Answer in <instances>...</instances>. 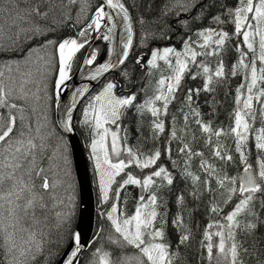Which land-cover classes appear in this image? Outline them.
I'll return each mask as SVG.
<instances>
[{
	"label": "snow or ice",
	"instance_id": "1",
	"mask_svg": "<svg viewBox=\"0 0 264 264\" xmlns=\"http://www.w3.org/2000/svg\"><path fill=\"white\" fill-rule=\"evenodd\" d=\"M118 24L122 51L91 78L125 65L137 27L146 51L133 63L159 75L137 103L125 68L124 82L104 83L83 110L108 204L100 213L108 234L101 226L89 243L71 228L76 189L63 133L73 131L76 105L60 133L48 108L90 34L111 40ZM77 26L75 36L56 35ZM181 32L180 48L149 47ZM95 60L93 51L84 63ZM224 86L233 98L227 124L217 99ZM133 108L150 117L147 151L122 126ZM130 186L139 190L131 213L121 199ZM186 252L196 264H264V0H0V264H184Z\"/></svg>",
	"mask_w": 264,
	"mask_h": 264
},
{
	"label": "trees",
	"instance_id": "2",
	"mask_svg": "<svg viewBox=\"0 0 264 264\" xmlns=\"http://www.w3.org/2000/svg\"><path fill=\"white\" fill-rule=\"evenodd\" d=\"M96 2H97V0H90V3L92 5H95ZM222 2L231 6L234 3V0H222ZM198 23H200V22H198ZM78 30H79V26H77L75 28L66 27V28L62 29L59 33H57L56 35L58 37H61V38L65 37V36H75L76 33L78 32ZM94 33L95 32H92L90 34V36L88 37L89 41L93 37ZM141 34H142V30L139 27H137V35L135 37V42H136L137 46L134 48L133 52L131 53L129 60L126 61L125 65H123L121 68H119L114 75H111L104 80V82L82 103V105L80 106L79 112H78V120H77V124H76V129H77V132L79 133V135L82 136L81 140H82L83 147H84V150H85V153L87 156L88 166H89L90 175H91V179L93 182V188H94V193H95V201H96L97 211L95 214L94 235L97 233L98 228L101 226H103L105 228V236H107V234H108V224L104 220V217L102 215H100L101 212H104L108 209V204L102 205L100 203L99 189H98V177H97L96 171L94 169V161L92 159L91 150H90V129L88 128V126H86L82 123V121H83V110H84L85 106L88 104L91 97L97 95L101 91L104 83H106L110 80L111 81H120L123 83L124 78L121 76V72H123L125 70V68L132 74L134 83L137 86V91L139 93L137 103L142 102L147 96H150L152 94L154 87H155V80L158 78L159 74L154 73L153 75H148L147 71H141L133 63V61L137 55L141 54V52L146 51V49L139 46V39H140ZM182 35H183V33L181 32L180 35L174 36L171 41H160V40H158V41L150 42L149 47H163V46H167L169 43H171V44H174L177 48H180V46H181L180 41H181ZM84 49L85 48L81 49L80 52H78L76 54V57L74 58V60L72 62L71 73H73L75 71V69L78 67V64L82 58ZM230 59H231V57H226V60H230ZM54 80H55V74H53L49 80L50 91L54 88ZM186 83L188 84V86L196 87L198 85L199 81L192 82L191 80H188ZM237 83H238V80L233 79L231 81L232 87L234 88ZM126 90L127 89L125 88V91ZM226 92H228V88H227V86H224V87L220 88L218 90V93H217V99L220 101V105L218 107L219 120L223 121L225 124H227V122H228L227 117H228L229 113L231 112L232 106H233V98L231 95H225ZM118 94H119V89H118ZM56 100L57 99H56L55 95L53 94V98L49 102L48 118H49V121L51 123L53 130L56 131L57 133H60V129L57 126L56 118H55ZM203 110H204V112H208L209 108L207 106H204ZM173 111H174V109H173ZM149 119H150V117H148V116H145L144 118H140L139 116H137L136 110L133 108V109H129L127 111V114L122 121V126L126 127L128 129V143L130 145L139 147L145 151H147L148 149H150L153 146V142L150 139L145 140V137H147L150 133V129L148 127ZM137 130H139V133ZM68 150H69V154H70L72 174H73V179H74V184H75V189H76V203H75L73 219L71 222V228L73 230L74 225H75V221H76V216H77V209H78V190H77V184H76V179H75V175H74L69 145H68ZM173 158L178 159L177 157H173ZM162 162H164V161H162ZM134 171L138 172L139 170L136 169ZM138 191H139L138 189L130 186L127 188L126 191H122V193H121V199H122V201L125 202L124 204H122V207L126 206L129 213H131L134 210L135 197H136ZM198 222L200 224V227L202 228L203 224L206 222V220H200L198 218ZM172 239L174 240L175 237L172 236ZM65 247L62 248L61 251H63L65 249ZM86 254H87V249L85 250V255ZM58 258H59V256H57V259ZM85 264H86V262H85ZM184 264H196V260H195L192 253H187V252L184 253ZM249 264H255V261H250Z\"/></svg>",
	"mask_w": 264,
	"mask_h": 264
},
{
	"label": "water",
	"instance_id": "3",
	"mask_svg": "<svg viewBox=\"0 0 264 264\" xmlns=\"http://www.w3.org/2000/svg\"><path fill=\"white\" fill-rule=\"evenodd\" d=\"M122 35L123 27L120 24H118L114 30V35L111 40H104L101 33H94L84 49L78 67L70 75L69 80L65 82L63 91L61 92L59 99L56 100L55 105V118L60 131L61 123L65 118V110L73 103L76 105L72 111L73 131L70 133L64 132L63 134L69 145L78 190V209L73 231H80L83 234V240L89 243L94 236L95 214L97 209L87 156L81 137L77 132L75 122L82 103L104 82L106 78L114 75L116 71L123 66L120 65L114 69H110L97 79L91 78L97 66L117 60L119 53L122 51L120 42ZM95 46L99 47V50L95 52L96 60L92 65H86L84 60L89 58V53L92 52V49ZM84 88H87V92L84 96H77L74 100L73 93L76 89ZM66 250L67 248L65 247L63 251Z\"/></svg>",
	"mask_w": 264,
	"mask_h": 264
},
{
	"label": "bare ground",
	"instance_id": "4",
	"mask_svg": "<svg viewBox=\"0 0 264 264\" xmlns=\"http://www.w3.org/2000/svg\"><path fill=\"white\" fill-rule=\"evenodd\" d=\"M99 50V47L98 46H95L93 49H92V52H97Z\"/></svg>",
	"mask_w": 264,
	"mask_h": 264
},
{
	"label": "rangeland",
	"instance_id": "5",
	"mask_svg": "<svg viewBox=\"0 0 264 264\" xmlns=\"http://www.w3.org/2000/svg\"><path fill=\"white\" fill-rule=\"evenodd\" d=\"M72 73H71V71H70V73H69V77H70V75H71ZM64 87V86H63ZM77 120H78V115H77V119H76V122H75V126H76V124H77ZM80 137L82 138V136L80 135Z\"/></svg>",
	"mask_w": 264,
	"mask_h": 264
}]
</instances>
